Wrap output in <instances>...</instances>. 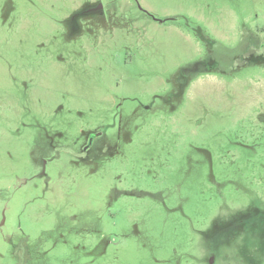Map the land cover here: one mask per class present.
I'll return each instance as SVG.
<instances>
[{"label":"rangeland","instance_id":"374dc122","mask_svg":"<svg viewBox=\"0 0 264 264\" xmlns=\"http://www.w3.org/2000/svg\"><path fill=\"white\" fill-rule=\"evenodd\" d=\"M0 264H264V0H0Z\"/></svg>","mask_w":264,"mask_h":264},{"label":"snow or ice","instance_id":"6c2138e0","mask_svg":"<svg viewBox=\"0 0 264 264\" xmlns=\"http://www.w3.org/2000/svg\"><path fill=\"white\" fill-rule=\"evenodd\" d=\"M216 220H217V225H218L219 224V221H220V218L217 217Z\"/></svg>","mask_w":264,"mask_h":264},{"label":"flooded vegetation","instance_id":"af4514ba","mask_svg":"<svg viewBox=\"0 0 264 264\" xmlns=\"http://www.w3.org/2000/svg\"><path fill=\"white\" fill-rule=\"evenodd\" d=\"M97 8H91L90 10H96Z\"/></svg>","mask_w":264,"mask_h":264}]
</instances>
